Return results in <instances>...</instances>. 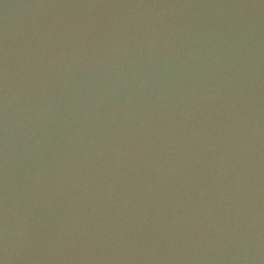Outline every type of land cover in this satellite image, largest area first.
I'll return each instance as SVG.
<instances>
[{"label": "water", "instance_id": "obj_1", "mask_svg": "<svg viewBox=\"0 0 264 264\" xmlns=\"http://www.w3.org/2000/svg\"><path fill=\"white\" fill-rule=\"evenodd\" d=\"M0 264H264V0H0Z\"/></svg>", "mask_w": 264, "mask_h": 264}]
</instances>
